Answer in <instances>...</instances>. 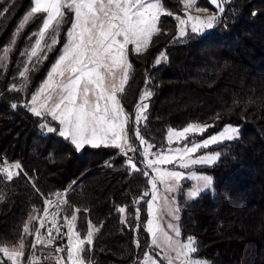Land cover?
Masks as SVG:
<instances>
[{
  "label": "trees",
  "instance_id": "16d2710c",
  "mask_svg": "<svg viewBox=\"0 0 264 264\" xmlns=\"http://www.w3.org/2000/svg\"><path fill=\"white\" fill-rule=\"evenodd\" d=\"M163 5L182 15L180 0H163ZM30 7L31 0L0 1V12L9 9L0 16V55L3 47L11 46L18 22ZM41 22L42 15L16 36L7 67L0 68V158L19 162L27 173L12 182L0 180L4 196L0 247L18 245L30 216H40L44 197L52 199L53 193L67 190L69 207L61 217L70 216L74 206L81 209L77 228L82 237L89 220L99 229L88 253L95 264H140L150 239L144 226L145 203L133 201L147 189V178L142 173L130 175L126 158L117 149L87 147L78 154L56 133H40V124L49 123L48 118L36 117L25 107H11L29 101L45 79L71 25V13L61 29V43L29 73L28 89L9 91L13 83L20 86L18 69L23 70L26 58L20 53L31 47L34 38L29 36ZM159 27L161 33L153 37L149 48L131 58L139 70L126 92L125 106L131 115L141 91L153 92L147 120L138 125L145 138L163 148L168 128L189 123H209L213 125L210 132L232 124L240 133L238 139L209 149L222 153L215 165L195 168L214 178L212 191L191 202L180 192L182 238L195 237L199 257L209 264H264V0H230L222 22L205 37L190 35L173 42L176 21L167 15L161 17ZM161 50H166L168 59L155 65ZM134 131L131 125L130 137ZM120 206L126 207L125 214L117 211ZM137 207L140 220L134 215ZM36 221H30V228ZM136 239L140 248L135 246ZM29 241L30 235L26 248Z\"/></svg>",
  "mask_w": 264,
  "mask_h": 264
},
{
  "label": "snow or ice",
  "instance_id": "6c2138e0",
  "mask_svg": "<svg viewBox=\"0 0 264 264\" xmlns=\"http://www.w3.org/2000/svg\"><path fill=\"white\" fill-rule=\"evenodd\" d=\"M209 2L217 11L200 16L192 15L191 12L207 13L208 9L197 7L198 0H180L184 8L182 18L167 11L163 0H31L30 10L14 33L11 46L3 47V55H0V68H6V62L15 48L16 36L43 14L38 31L29 36V40L34 38V43L30 49L20 53L27 57L23 70L18 69L20 86L13 83L9 88V91H25L29 86V73L34 70L35 64L46 59L48 53L61 43V29L68 23V14L71 13V25L65 33L60 55L46 79L31 94L29 101L22 105L13 103L11 107H25L36 117H51L49 123L41 125L42 129L69 141L77 152L86 146L93 149H117L126 158V167L131 169L130 175L142 173L147 178V184L151 187L133 203L140 205L143 201L147 204L146 232L150 235L148 247L155 251L153 254L145 252L140 264H209L207 260L199 257L198 241L195 237L182 238L179 223L181 208L175 193L183 191L184 199L192 201L214 189L213 177L193 169L195 166L214 165L222 153L196 154L201 149H209L212 145L238 138L239 128L225 125L217 134L197 141L192 136L202 135L213 125L189 123L182 130L170 127L166 136L170 147L152 151L156 145L145 138L142 128L136 127L134 137H130L127 126L131 117L120 99L132 69L129 52L140 54L149 48L153 37L161 33V17L171 16L176 21L177 35L173 42L186 39L190 35L203 36L222 22L229 0ZM8 11L5 8L0 16ZM129 45L132 46L131 49ZM167 59L166 50H161L156 55L154 64L161 65ZM29 64L33 67L30 68ZM148 83L149 78L146 76L145 84ZM152 95L153 92L148 88L141 91L135 105V125L146 122ZM51 122H55L58 127L52 126ZM134 141H138V144ZM174 142L181 146L171 147ZM130 152L139 153L143 157L142 167L134 162V156L128 155ZM2 163L0 180L12 182L23 172L19 162L9 163L5 159ZM13 169L17 171L14 172ZM185 180L191 182L187 191H184ZM41 195L43 196L42 193ZM52 195L56 199L44 197L43 216H30L29 222L24 224L18 246L12 249L7 246L0 247V253L11 264H39V258L34 252L24 259L27 238L34 232L32 249L37 246L51 248L57 238L67 240L66 244L55 247L58 255L52 257L50 254L44 259H54L55 264H95L88 253L99 229L89 220L86 235L82 237L77 228L81 209L73 206L70 216L61 217V213L69 207L67 190ZM145 197L150 199L145 200ZM3 199L4 196L0 194V201ZM117 211L125 214L126 207L120 206ZM134 215L137 220L141 219L139 207ZM165 216L169 219L165 220ZM36 220L40 221L39 226L30 228V221ZM121 223L126 224V219L122 218ZM47 224L51 226L47 227L45 236L41 234V229ZM64 228L67 229L66 232L62 230ZM134 243L137 248L141 247L138 239Z\"/></svg>",
  "mask_w": 264,
  "mask_h": 264
},
{
  "label": "rangeland",
  "instance_id": "374dc122",
  "mask_svg": "<svg viewBox=\"0 0 264 264\" xmlns=\"http://www.w3.org/2000/svg\"><path fill=\"white\" fill-rule=\"evenodd\" d=\"M0 1H2V0H0ZM230 1V0H229ZM182 4V3H181ZM197 7H200V8H207L208 9V12L207 13H204V12H201V13H196L195 11H192L191 12V14L192 15H200V16H205V15H210V14H213L214 12H216L217 11V9L215 8V6L214 5H212L210 2H209V0H198V4L196 5ZM30 10V9H29ZM181 11H182V15H181V17L183 18V14H184V8H183V4H182V8H181ZM41 15H43V14H41ZM23 19V18H22ZM22 19L18 22V26H19V24H20V22L22 21ZM41 24H42V22H41ZM220 24V23H219ZM218 24V25H219ZM217 25V26H218ZM41 26V25H40ZM216 26V27H217ZM216 27L213 29V30H211L210 32H208L207 34H205V35H203V36H197V35H195L196 37H205V36H207V35H209L210 33H212L215 29H216ZM38 31V30H37ZM177 35V31H176V34H175V36ZM64 38H65V34H64ZM181 40H183V39H181ZM63 42H64V39H63ZM34 43V39H33V42H32V44ZM31 44V45H32ZM62 46H63V44H62ZM62 46H61V48H62ZM132 48V46L131 45H129V49H131ZM30 49V48H29ZM145 51H143L142 53H144ZM142 53H140V54H142ZM60 55V51H59V54H58V56ZM137 55H139V54H136L135 52H132V51H130L129 52V61H130V63L132 64V62H131V58H133V57H135V56H137ZM25 63H27V57L25 58ZM24 63V64H25ZM55 63V62H54ZM53 63V64H54ZM163 63H165V62H163ZM52 64V65H53ZM52 65H51V67H52ZM28 66H30V64L28 65ZM51 67L49 68V70L51 69ZM134 69H135V71H134ZM49 70H48V72H49ZM138 70H139V68L138 67H136L135 65H133L132 64V69H131V71H130V79H129V81H128V83H127V85L125 86V91H124V93L123 94H121V96H120V99H121V102H122V105H123V107L125 108V110H126V112L130 115V117H131V119H130V123H129V125L127 126L128 128H129V135H130V129H131V125L132 126H134L135 128L136 127H138V125H135V120H134V112H135V110H134V112H133V115H131L130 113H129V111L127 110V108H126V106H125V104H126V92L128 91V89H129V86H130V84H131V82H132V80H133V77L135 76V74H138ZM48 74V73H47ZM46 77H47V75H46ZM46 77H45V79H46ZM44 79V80H45ZM43 80V81H44ZM42 81V82H43ZM41 82V83H42ZM41 83H40V85H41ZM39 85V86H40ZM39 86L35 89V91L39 88ZM34 91V92H35ZM33 92V93H34ZM31 98V97H30ZM31 113V112H30ZM32 114V113H31ZM50 121H51V117H47ZM46 123H48L47 121H44V122H42L41 124H40V126H39V129H40V133H42L43 135H49V134H52V133H48L47 131H46V129H42V127H41V125H43V124H46ZM54 124H55V122H53ZM198 124H200V125H211V124H209V123H198ZM225 125H232V124H225ZM225 125H223L220 129H218V130H216V131H212V132H210V128H208L207 129V131L205 132V133H203L202 135H194V136H192V139H195V140H197V141H200V140H203V139H206V138H208L209 136H211V135H213V134H217L219 131H221L223 128H224V126ZM52 126H54L53 124H52ZM187 126V125H186ZM186 126H184V127H186ZM232 126H235V125H232ZM57 127H58V125H57ZM184 127H182V128H179V129H176V130H182ZM239 128V127H238ZM58 135V134H57ZM239 135H240V133H239ZM59 136V135H58ZM166 136H167V134H166ZM166 136H165V146L163 147V148H168V147H170L169 145H168V143H167V140H166ZM238 138H239V136H238ZM238 138H236V139H238ZM235 140V139H234ZM233 141V140H232ZM225 142H228V141H225ZM224 143V142H223ZM222 144V143H221ZM218 145H220V144H218ZM218 145H212L210 148H212V147H214V146H218ZM178 146H181L180 144H178V143H176V142H174L173 143V145H171V147H178ZM91 148L90 146H86L85 148ZM84 148V149H85ZM100 148H104V147H100ZM209 148V149H210ZM83 149V150H84ZM159 148H154V149H152V151H156V150H158ZM209 149H201L200 150V152H198L196 155H203V154H213V153H215L216 151H210ZM83 150L82 151H79V152H77L78 154H80V153H82L83 152ZM143 150V148H141V151ZM118 153H119V151H118ZM138 154V155H137ZM128 153V155L129 156H134L135 157V163H137V165H138V167H142L143 165H142V163H141V161L143 160V157H141L140 155H139V153ZM136 156H137V159H136ZM217 163V162H216ZM215 163V164H216ZM214 164V165H215ZM22 166V165H21ZM211 166H213V165H211ZM161 167H168V168H171L172 167V165H161ZM196 167H199V166H195L194 167V169L193 170H195V168ZM24 170V169H23ZM179 170V169H178ZM148 171H150V170H148ZM201 174V173H200ZM184 184H187L188 186L184 189V191H187V189H188V187L190 186V183L191 182H189V181H187V180H185L184 182H183ZM151 186L150 185H148L147 184V189H149ZM210 191H212V190H209V191H207V192H210ZM184 193V192H183ZM179 194H180V192H177V193H175V196H176V200H178V196H179ZM55 198V197H54ZM54 198H52V199H54ZM147 199H150V197H146V200ZM195 200V199H194ZM193 201V200H192ZM43 202H44V199H43ZM187 202H191V201H187ZM178 203V202H177ZM145 214H146V218H145V223H144V226H145V231H146V222H147V219H148V215H147V204L145 203ZM169 218L167 217V216H165V220H168ZM36 223H37V221H36ZM35 226H36V224H35ZM35 226H34V228H35ZM166 226V225H165ZM64 232H66L67 231V229L66 228H64V229H62ZM147 233V232H146ZM32 235H33V233L30 235V241H31V237H32ZM147 235H148V237H149V239H150V235L147 233ZM63 240H65L66 241V243H67V240H66V238L65 239H63ZM63 240H62V242L61 243H59L58 245H57V247L58 246H60V245H62V244H64L63 243ZM30 241H29V244H28V248H26L27 250H26V252H25V258L24 259H26V257H27V255H29V252H30V247H31V243H30ZM18 245H16V246H13V247H10V249H12V248H15V247H17ZM54 252H55V250H53ZM154 249L153 248H148L147 249V251L146 252H148L149 254H153L154 253ZM54 252H51L52 253V257H55L56 255L55 254H57V253H55L54 254ZM143 258H144V255L142 256V259H141V261L143 260ZM203 259V258H202ZM48 261L46 262V263H44V264H55V260L54 259H47ZM3 261H5V262H9V263H11L10 261H8L7 260V258L6 257H4L3 256V254L2 253H0V263H2ZM140 261V262H141ZM39 264H41V263H39Z\"/></svg>",
  "mask_w": 264,
  "mask_h": 264
},
{
  "label": "built area",
  "instance_id": "2783aa9c",
  "mask_svg": "<svg viewBox=\"0 0 264 264\" xmlns=\"http://www.w3.org/2000/svg\"><path fill=\"white\" fill-rule=\"evenodd\" d=\"M5 159H6L9 163H15V162H17V161H11V160H9V159L6 158V157H1V158H0V167L3 166V163H2V162H3ZM22 168H23V167H22ZM13 171L15 172V171H17V170H16V169H13ZM19 176H24V177H26V175H25V171L23 170V172H21ZM17 177H18V176H17ZM63 192H64V191H63ZM54 199H56V197H55ZM42 216H43V211L41 212V214H40L39 217H42ZM58 219H60V217H58ZM39 223H40V221L37 220V223H36L35 228L39 226ZM50 226H51L50 224H47L46 227H45L44 229H41V234L46 236V235H47V227H50ZM53 235H55V233H53ZM34 237H35V233L33 232V235H32V237H31V241H30V243L34 242ZM62 240H63V239L57 238V239L55 240L54 244H53V247H51V248L44 247V246H37V248L32 249V248L30 247V252H29V255H27V257L31 256V254L34 252L35 255H36V257L39 258V263L44 264V263H46V262L48 261L47 259H44V258H45L46 256H49L50 254H51V256H52V253H51V252H54L53 250H55V247H57V245H58L59 243H61ZM54 254H55V252H54ZM55 255H58V254H55ZM27 257H26V258H27Z\"/></svg>",
  "mask_w": 264,
  "mask_h": 264
},
{
  "label": "water",
  "instance_id": "95a60500",
  "mask_svg": "<svg viewBox=\"0 0 264 264\" xmlns=\"http://www.w3.org/2000/svg\"><path fill=\"white\" fill-rule=\"evenodd\" d=\"M66 241L65 240H63V243H65Z\"/></svg>",
  "mask_w": 264,
  "mask_h": 264
}]
</instances>
